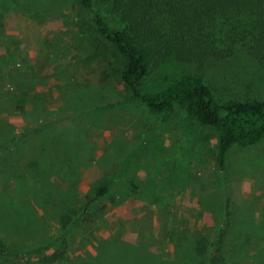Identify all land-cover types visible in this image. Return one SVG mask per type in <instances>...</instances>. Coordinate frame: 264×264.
Returning a JSON list of instances; mask_svg holds the SVG:
<instances>
[{"label": "rangeland", "instance_id": "obj_1", "mask_svg": "<svg viewBox=\"0 0 264 264\" xmlns=\"http://www.w3.org/2000/svg\"><path fill=\"white\" fill-rule=\"evenodd\" d=\"M79 11L75 0H0V241L17 250L0 264H98L120 248L121 264H165L222 230L223 253L264 264V136L231 147L220 169L213 128L178 105L152 112L101 72ZM191 76L219 102L264 98V66L240 45L200 65L163 60L141 91Z\"/></svg>", "mask_w": 264, "mask_h": 264}, {"label": "trees", "instance_id": "obj_2", "mask_svg": "<svg viewBox=\"0 0 264 264\" xmlns=\"http://www.w3.org/2000/svg\"><path fill=\"white\" fill-rule=\"evenodd\" d=\"M75 1L80 9L75 26L83 38L88 33L94 34L91 40L99 50L101 72L127 98L141 102L150 111L170 113L178 105L200 125L213 128L220 169L231 147L253 145L264 136V98L219 102L210 87L194 76L155 93L141 91L144 77L168 58L200 65L226 58L240 45L255 62L264 66V0ZM27 77L22 78L23 88L31 87ZM24 91L26 102L34 93ZM108 191L109 178L94 188L88 202L105 196ZM226 234L227 230L218 232L216 242L197 237L165 264H240L233 255L223 253L221 244ZM123 254L120 248L114 260L98 264H121L128 257V253ZM1 255L13 257L17 250L0 241ZM48 259L53 262L57 255L52 254Z\"/></svg>", "mask_w": 264, "mask_h": 264}]
</instances>
